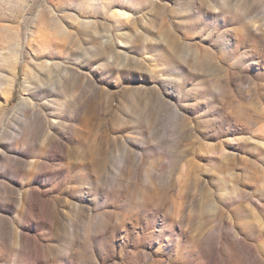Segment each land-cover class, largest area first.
Instances as JSON below:
<instances>
[{"label": "rangeland", "instance_id": "1", "mask_svg": "<svg viewBox=\"0 0 264 264\" xmlns=\"http://www.w3.org/2000/svg\"><path fill=\"white\" fill-rule=\"evenodd\" d=\"M0 264H264V0H0Z\"/></svg>", "mask_w": 264, "mask_h": 264}, {"label": "bare ground", "instance_id": "2", "mask_svg": "<svg viewBox=\"0 0 264 264\" xmlns=\"http://www.w3.org/2000/svg\"><path fill=\"white\" fill-rule=\"evenodd\" d=\"M114 16L117 17V18H122V17H123V18L128 19L130 15H129L127 12L119 11L118 13H115ZM38 43H39V45L41 46V44H42V40L39 39V40H38Z\"/></svg>", "mask_w": 264, "mask_h": 264}]
</instances>
